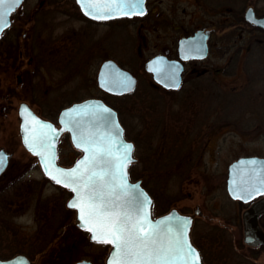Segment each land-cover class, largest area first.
Segmentation results:
<instances>
[{
    "label": "rangeland",
    "instance_id": "rangeland-1",
    "mask_svg": "<svg viewBox=\"0 0 264 264\" xmlns=\"http://www.w3.org/2000/svg\"><path fill=\"white\" fill-rule=\"evenodd\" d=\"M39 5H45L47 12L41 16L46 23L47 64L30 78V92L20 93L16 84L11 86L14 75L7 68L10 47L19 48L14 35L22 34V23L15 19L0 37V150L12 154L0 176V189L7 188L3 194L13 204L5 209L0 203V219L9 224L1 254L7 258L23 254L32 264L81 260L106 264L111 245L91 241L89 233L77 226L76 212L66 205L70 191L46 177L37 158L23 146L18 116L19 104L26 100L37 115L57 123L62 109L101 98L119 112L127 139L137 146L134 156L141 165H132L130 174L133 180L143 176L155 199L154 216L172 209L185 214L199 209L194 240L205 244L217 235L219 240L224 238V251L233 244L231 264H264L263 252L243 244L245 205L231 199L226 184L234 161L264 157V51L260 50L264 43L259 42L264 33L242 21L249 7L264 14V0H148L150 16L135 22L87 21L75 11L73 0H24L21 7L32 15ZM235 14L238 25L233 22ZM153 15L162 21L151 20ZM218 19H222V28L213 36L218 47L202 63L209 67L207 73L198 78L199 73H190L175 94L155 91L146 63L177 42L182 32H194L197 26ZM236 42L239 49L251 47L252 51L240 52L237 58L224 55L226 46ZM52 50L56 53L49 54ZM107 59L137 78L133 93L113 96L98 87V70ZM230 59L234 60L232 69L224 72ZM156 110L163 114L160 127ZM172 122L183 140L174 147L172 142L159 141L163 137L160 130L165 136L166 123ZM189 122L198 125L188 128ZM157 145L159 151L153 153ZM80 156L69 135H64L59 163L71 166ZM156 160L160 164L153 166Z\"/></svg>",
    "mask_w": 264,
    "mask_h": 264
},
{
    "label": "snow or ice",
    "instance_id": "snow-or-ice-1",
    "mask_svg": "<svg viewBox=\"0 0 264 264\" xmlns=\"http://www.w3.org/2000/svg\"><path fill=\"white\" fill-rule=\"evenodd\" d=\"M6 3L11 8L12 4H21V0H0V26L5 23L2 9ZM77 3L85 15L98 21L143 15L145 11L144 0H77ZM153 71L158 77L166 75L172 81L166 87L179 88L175 72L157 68ZM131 84V78L118 70L101 74V86L109 91L128 90ZM21 116L25 119V145L39 157L45 174L72 193L67 204L77 210L79 227L91 233L92 241L112 245L108 264H199L200 255L188 238L190 218L169 214L153 221L151 198L139 184L129 183L126 166L133 160L134 145L120 138L123 129L111 108L87 102L61 114V124L71 131L73 141L84 153L71 168L55 164L53 145L63 129L40 121L26 106H22ZM37 125L47 131H38ZM6 163L7 156L0 151V171ZM249 163L255 165L256 161ZM250 171L249 179L237 184L241 199L250 198L252 192L264 191V164Z\"/></svg>",
    "mask_w": 264,
    "mask_h": 264
},
{
    "label": "flooded vegetation",
    "instance_id": "flooded-vegetation-1",
    "mask_svg": "<svg viewBox=\"0 0 264 264\" xmlns=\"http://www.w3.org/2000/svg\"><path fill=\"white\" fill-rule=\"evenodd\" d=\"M74 2L76 4V5H74L75 11L79 12L87 21H91V22L98 21V20L93 19L92 17H88L85 14H83V12L81 11L79 5H77L76 1H74ZM145 9H146V12H145V14L143 16L133 15V16H130V17L116 18V19H110V20L106 19V20H101V21H105V22H109L111 20L134 21V22L135 21H140V20L143 21V20L147 19L148 16H150V10L148 8V0H145ZM254 11H255V16L256 17H258V18L264 17V14L261 15V14L257 13L255 9H254ZM153 12H154V9L152 10V14H153ZM46 14H47V12H46V9H45V5H39V8L36 9L33 12L32 15H29L28 13L26 14L22 10V7L20 6L17 10L14 11V13L12 14V17H11V25H10V27L8 29H10L12 25H14L13 23L15 22V19H16V21H19L20 23H22L21 24L22 25L21 29L23 30V31H21L22 34L19 33L17 35H14V37H16V41L19 42L18 43V47L19 48L15 49L14 45L12 47H10L11 49L8 51V56L9 57H8V65H7V68L9 69V67H10V72L13 73V75H14L13 82L11 83V86H14L16 84L17 85L16 91H19L20 93H23V92H26V91H29V92L31 91L30 90V86H31L30 78L31 79L34 78L35 71L38 70L40 72L41 70L42 71L45 70V66L44 65L47 64L46 59H47V53L48 52L45 49L46 23L41 21V16L42 15H46ZM37 16H39V18H37ZM233 17H234V21L233 22L235 23V25H238L239 24V20H240L239 19V15L235 14ZM159 18L160 17L155 18V16L153 15L151 20H153L154 22L162 21V19H159ZM242 19H243L242 21L244 23H246L247 25H250V26H252V27H254L256 29H259V31L264 33V29L263 28L257 27V26H255L253 24L248 23L247 20L245 19L244 15H243ZM221 21H222V19L221 20L218 19V20L213 21V24H209V22L207 24L203 23L202 25L197 26V28H196V30L194 32H189V33L182 32L181 33L182 36L178 39L177 42H175V43L173 42L171 44V46H167V47L163 48L162 52H160V53H158V54H156V55H154L152 57V58H154V57L159 56V55H164L170 60H180L179 44H180V41L183 38L190 37V36L194 35L198 31H203L204 34L207 35L206 43H207V46H208V53H207L206 57L201 58V59H198V58H194L193 59V58H191V59L186 60V61L180 60L181 63L183 64V66H184V70L182 72V83H181V86L178 89H176V90H174V89H166L163 86H161L160 84L154 82L153 83V89L155 91H157V92L162 91L163 93H166V94L169 93L170 95L175 94V93H177V92H179L181 90L183 84L186 82V77L188 78V75H190V73L197 72L196 75L199 73L197 75V78H198V76H201V74H206L207 73V70H208L209 67L202 65V63L209 57L211 51H213L212 49L218 47L217 44L216 45L214 44V37L213 36L216 35L217 33H219V31H221V30H218L219 27H221L220 25H222ZM40 27H41V29H40ZM175 29L178 30V28H175ZM19 36H21V37H19ZM259 42L264 43V36H263L262 40H259ZM226 47H227V49H225L224 55L232 54V56H231L232 58H237L240 52L242 53L243 51H245L247 53L248 52L250 53V51H252L251 47L247 48V49L245 48V50L244 49H239L237 42L228 44ZM37 50L39 51L38 54L34 55V54H36ZM260 50L264 51L263 49H260ZM51 52H54V50L50 51L49 54H51ZM54 53H56V52H54ZM57 53H59V51H57ZM233 61H234L233 59L232 60L230 59L227 62L226 67L224 69V72H229L232 69V65L234 64ZM22 65H24V66H22ZM32 67L34 68L33 71H32ZM214 72L221 73V72H223V70L222 69H214ZM152 78H153V76H152ZM193 78H195V77H193ZM11 91L12 90L10 89V92ZM193 92H195V94L198 95L197 89L193 90ZM12 93H14V91ZM23 103L27 104L30 107L29 103L26 102V100H21V102L19 104V108H18V116H19V119H20V125H21V118H20L19 111H20V106ZM160 112H159V110L155 111V113L157 114V118H158V119L156 118L157 119V121H156L157 122V126L160 125L158 123V121H160V117L163 116V114L160 113ZM38 116H40V115H38ZM163 122H164V120H163ZM189 124H190V122H189ZM189 124H188V128H192L193 126L198 125L197 122H196V124H190V125ZM166 125H167L166 126V133H165L166 135L165 136L163 135V130L161 129L160 130V134L163 137L159 141L166 140L167 142H172L173 147L176 144L182 143L183 140H180L182 134L180 135V131H178V128H177L178 126L174 125L173 122L170 123L169 125L166 123ZM191 125H193V126H191ZM174 126H176V127H174ZM191 132L192 131H187V133H189V134ZM196 133L200 134V131L197 130ZM169 135H170V139L168 138ZM20 137H21V135H20ZM173 138L175 139V142H174ZM182 138H184V137H182ZM135 148H137L136 144H135ZM158 149H159V145H157V147L154 148L153 153L154 152H158L159 151ZM6 153L9 156V164H10V160H11L12 154L8 153V152H6ZM155 162L156 163L155 164L153 163V166L154 165L157 166V165L160 164L159 160H156ZM133 165H136V166L141 165L140 158L136 159V162ZM154 174H156V172H154ZM159 175L160 174L158 173V176ZM137 181H141L142 186L148 191V189L146 188V186L144 184L145 181H144L143 176L139 177V179H137ZM226 184H227V181H226ZM150 195L152 196L151 193H150ZM263 197L256 198L255 200H253L251 202H248V203L241 202V201H238V200H234V199L231 198L232 200H234L236 202H240V203L245 205V208L242 211V217H241V225H242V228H243V243H244V225H243V219H242L243 218V213L249 207H251L255 202L259 201ZM152 199H153L154 207H155V199H154L153 196H152ZM197 210L199 212L198 214H200L201 211L199 209H197ZM182 214L193 217V226H192V229H191V238H192L193 244L200 251V254L202 256L203 264H211V263L212 264H231V262L227 261V257H229V254L231 252H233V249H232L233 248V244L229 243L227 245L225 251H224V249H223V246L225 245L224 238L222 240H219V237L217 235H215V237L212 238L210 241L208 240L205 244L202 243L201 241L199 242V240L197 242L196 240H194V238L192 236L193 227H194L195 222H196L195 221L196 220V216H199L197 214V211L195 210L193 214H187V213L186 214L182 213ZM236 223L239 224V221L237 220ZM259 224L262 227V229L264 230V215H262L259 218ZM228 228L229 227H224L223 229L229 230ZM221 230H222V228H221ZM228 246H230V250H231L230 252H228ZM245 246H247L250 249H257L258 251L260 250V247H264V245H261V246H249L247 244H245ZM211 249H213L215 252H212ZM260 252L264 253V251H261V250H260ZM212 253H214V254H212ZM221 261H223V262H221Z\"/></svg>",
    "mask_w": 264,
    "mask_h": 264
},
{
    "label": "water",
    "instance_id": "water-1",
    "mask_svg": "<svg viewBox=\"0 0 264 264\" xmlns=\"http://www.w3.org/2000/svg\"><path fill=\"white\" fill-rule=\"evenodd\" d=\"M23 1L24 0H21V4H19V5L12 4L11 8L9 7V5L7 3L3 6L2 11L4 13V21H5V23L2 26H0V36H1L2 32L10 26L12 13L20 5H22ZM75 1L77 3V0H75ZM77 5H79V4L77 3ZM79 7H80V5H79ZM143 8L145 9V0H144ZM145 12H146V9H145L144 13ZM83 14H85V13L83 12ZM134 15H138V14H134ZM139 16H142V15H139ZM122 17H130V16L110 17L107 20L116 19V18H122ZM244 17H245V19L247 20L248 23L253 24V25L257 26V27H261V28L264 29V17H260V18L256 17L253 7H249L248 8V10L246 11ZM206 41H207V35L204 34L203 31H198V32H196L194 35H192L190 37L183 38L180 41V44H179L180 60L186 61V60H189L191 58H193V59L194 58L201 59V58L206 57L207 53H208V46H207ZM158 58H159V60H158ZM180 60H170L164 55H159V56H156V57L150 59L146 63V70L152 74L153 79H154V81L156 83L160 84L161 86H163L166 89H174V90H176L178 88L166 87L165 86L166 83H169V82H172V81H169L167 79L166 75H161V76L158 77L157 72L153 71V69L157 68V69H160L162 72H167V73L175 72V81L178 82L179 85L181 86V83H182V72L184 70V66H183V64L181 63ZM110 69L118 70L120 73H123L127 77H130L131 81H132L131 87L128 90H114V91H109L107 87H102L101 86V74L102 73L107 74V72ZM162 80L164 82H162ZM97 85H98V87L101 90H103L106 93L121 96V95L129 94V93H132V92L135 91V89L137 87V78L130 71L120 67L114 60L107 59L101 64V66L99 68V71H98V74H97ZM87 102H98L100 104L106 105L107 107L111 108L113 110L114 114H115L116 120L119 122L120 127L123 129L120 138L123 139L124 141L132 143L134 145V143L132 141H129L126 138L125 129H124L123 125L121 124L120 120H119V115H118V112L116 111V109H114L111 105H109L106 101H104L101 98H88V99L82 100L80 102H75V103L71 104L70 106L62 109L60 114H59V117H58V125L55 124L52 121H49L47 119H44V118L38 116L27 104L23 103L20 106L19 114H20V118H21L20 135H21V139H22V143H23L24 147L32 155L36 156L33 152H31L28 149V147L24 143V135H25V133H24V130H23V125H25V119H24L23 116H21L22 106H26L28 111L31 112L36 117H38L40 121H45V122L51 123L57 130L63 129L62 131L58 132V135L56 136L55 142H54V145H53V150L55 152V164L58 165L59 167H62V168L74 167L75 164H76V161L80 160L81 157L84 155V153H83V150L81 148H78L76 146L75 142L73 141L71 131L68 128H65V126L63 124H61L60 116L64 112L65 109L71 108L74 105H83V104H85ZM25 115H27V113ZM73 115H75V114H73ZM29 127H31V124H29ZM36 127H37L38 131H47L46 129H41L39 125H37ZM65 133L69 134L70 140H71L73 146L77 150H79L81 152V156L74 162L73 165L68 166V167L62 166V165H60L58 163V144H59V141H60L62 135L65 134ZM0 151H3V150H0ZM3 152L7 156V163H6V166H5L4 170L0 171V176L5 172V170L8 167V164H9V156H8V154L5 151H3ZM134 154H135V145H134V148H133V151H132L133 160L126 166V171L128 172V181L131 184H139V186L151 198V205H150L151 217L150 218L153 221H155V220L160 219L161 217L168 216L169 214H172L173 217L180 216V217H188V218H190V224L188 226V238H189L190 243L193 245V247L197 250V252L200 255L199 264H203L200 251L193 244L192 238H191V229H192V226H193V217L192 216L184 215V214L180 213L177 209H172L171 211H169L168 213H166L164 215H161V216H158V217H154V215H153V199H152V196L142 186L141 181H133L130 178L129 167L136 160ZM36 158L39 161V164L41 166V169H42L44 175L51 180V178L45 174V172L43 170V166H42V164L40 162L39 157L36 156ZM250 161H256V164L252 165L251 163H249ZM262 164H264V157L251 156V157H241V158L237 159L236 161H234L229 166V168H228V178H227V191H228L229 196L232 199L248 203V202H251V201L255 200L256 198L264 196V191H259V192H252L250 198L241 199L240 198V196H241L240 189L237 188V184H241L242 181H246V180L249 179V177L252 175V173L250 171L252 168H259ZM60 186H62V185H60ZM234 190H235V193H236L235 195L233 194ZM67 207H68V204H67ZM68 208L76 211V223H77V226L79 227L77 210L73 209V208H70V207H68ZM196 211H197V214H198L199 213L198 210H196ZM262 215H264V197L261 198L259 201L255 202L251 207H249L243 213V218L242 219H243V225H244V243L245 244H247L249 246H261V245H264V230L262 229V227L259 224V218ZM83 230H86V229H83ZM89 237H91V233H89ZM90 240H91V238H90ZM111 251H112V245H111V250L109 252L107 260H106V264H108V259H109ZM0 262H2V264H32V261L27 256H25L23 254H18L16 256L8 258V259H1L0 258ZM76 264H92V263L90 261L84 260V261H79Z\"/></svg>",
    "mask_w": 264,
    "mask_h": 264
},
{
    "label": "trees",
    "instance_id": "trees-1",
    "mask_svg": "<svg viewBox=\"0 0 264 264\" xmlns=\"http://www.w3.org/2000/svg\"><path fill=\"white\" fill-rule=\"evenodd\" d=\"M261 48H263V50H264V46L263 45H261ZM6 189L5 188L0 189V203H2V205H3V207L5 209L8 208V206H10L12 208V205H13L12 202L9 201L8 199H6V196L3 194L4 192H6ZM8 226H9V224H7L4 221H1V219H0V257L4 256V254H1L2 253L1 251H2V248H3L4 244L7 242V239H8V236H9V230H8L9 228H8ZM10 248L12 249V251H14V249L12 247L8 246V249H10ZM248 249L249 250H255V249H250V248H248ZM260 250L264 251V247H260ZM4 257L7 258L8 256L7 257L4 256ZM227 261L232 262V259H231L230 256L227 257Z\"/></svg>",
    "mask_w": 264,
    "mask_h": 264
}]
</instances>
